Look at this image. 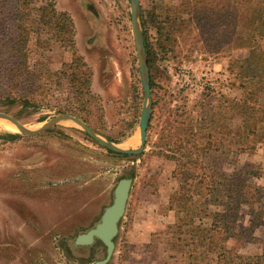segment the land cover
<instances>
[{
    "label": "rangeland",
    "instance_id": "1",
    "mask_svg": "<svg viewBox=\"0 0 264 264\" xmlns=\"http://www.w3.org/2000/svg\"><path fill=\"white\" fill-rule=\"evenodd\" d=\"M182 1L140 0L141 24L150 49L148 61L151 59L152 63L154 102L142 153L111 152L70 119L34 135L17 126H0V264H96L106 256V244L101 239L92 244H75L77 236L96 225L112 203L120 179L132 174L115 252L105 264L213 262L212 255L204 253L195 236L174 227L177 216L169 200L179 186L174 176L176 161L159 152V143L171 111L174 110L171 117L188 121L200 116L205 102L213 100L217 105L226 96L241 94L235 60L246 56L249 50L229 45L218 47L214 41L197 37V28L190 36L187 31L183 35L177 33L178 40L169 44L159 33L156 18L163 19L168 7ZM57 8L73 17L76 49L92 70L91 89L95 97L84 111L87 122L116 143L135 138V144L126 146L138 147L145 94L131 1L57 0ZM43 34L46 37L49 32ZM35 39L34 34L31 58L39 61L44 72L60 69L64 62L71 61L73 51L69 43L52 42L50 49L41 48L44 52L39 54ZM42 82L47 87L38 96H46L45 104L5 101L0 110L31 129L39 128L59 112H69L65 110L66 99L75 98L73 89L68 87L69 79L45 73ZM261 102L264 105V92ZM226 110L227 122L234 125L231 111ZM1 122L11 123L0 117ZM235 148L226 143L222 153H215L220 154L216 157L221 170L243 172L250 166L251 181L264 187V145L258 143L254 149L241 153ZM203 222L209 223L211 219L204 218ZM238 225H251L255 236V240L240 244V251H261L264 189L253 211L243 205ZM236 243L233 237L228 240L230 246Z\"/></svg>",
    "mask_w": 264,
    "mask_h": 264
},
{
    "label": "trees",
    "instance_id": "2",
    "mask_svg": "<svg viewBox=\"0 0 264 264\" xmlns=\"http://www.w3.org/2000/svg\"><path fill=\"white\" fill-rule=\"evenodd\" d=\"M156 22L160 35L169 44L178 40L177 33L183 35L187 31L190 36L197 28V37L214 41L218 47L249 50L246 56L235 60L241 94L226 96L217 105L213 100L205 102L200 116L188 121L171 117L174 110L171 111L159 152L176 161L174 176L179 186L169 200L177 216L174 227L195 236L204 253L212 255L213 262L209 264H264V245L259 252L240 251L239 245L255 240V236L251 225H238L243 205L253 211L264 187L251 181L250 166L243 172H223L216 157L220 154L215 155L223 152L226 143L233 144L238 153L252 150L258 143L264 145V0H183L168 7L165 17L156 18ZM44 31L49 32L48 36H44ZM34 34L36 53L42 54L41 48L50 49L52 42H67L73 51L71 61L57 70H41L39 61L31 58ZM146 46L149 53V43ZM148 63L152 67L151 59ZM45 73L69 79L68 87L73 89L75 98L66 99L65 110L87 121L84 111L95 97L92 70L76 49V27L71 14L59 10L57 0H0V104L18 100L45 104L46 96H38L47 87L42 82ZM226 109L231 111L234 125L227 122ZM204 218L211 222L204 223ZM232 237L236 246L228 244Z\"/></svg>",
    "mask_w": 264,
    "mask_h": 264
},
{
    "label": "water",
    "instance_id": "3",
    "mask_svg": "<svg viewBox=\"0 0 264 264\" xmlns=\"http://www.w3.org/2000/svg\"><path fill=\"white\" fill-rule=\"evenodd\" d=\"M132 9V27L135 38L139 64L142 75L143 90L145 94V104L141 114L140 120V145L138 147L121 146L110 139L107 135L103 134L98 129L91 126L82 117L70 112H59L53 117L46 120L39 128L31 129L26 124L15 118L13 115L1 111L0 117L4 118L14 125H16L22 132L28 135H34L48 127L55 125L63 120H73L81 125L93 138L103 144L110 150L124 154H139L146 148L148 138V128L151 122L152 109H153V96L151 87V71L148 63V52L145 43L144 31L141 24V3L140 0H130ZM133 183L131 175L125 176L120 179L114 190V199L109 204L101 215L100 220L95 226L77 236L75 244H92L96 239H101L107 246L106 256L98 260L96 264H105L108 262L116 248V237L120 229V221L124 216L130 191Z\"/></svg>",
    "mask_w": 264,
    "mask_h": 264
},
{
    "label": "bare ground",
    "instance_id": "4",
    "mask_svg": "<svg viewBox=\"0 0 264 264\" xmlns=\"http://www.w3.org/2000/svg\"><path fill=\"white\" fill-rule=\"evenodd\" d=\"M3 124L4 127L8 129H13V127H16V125L9 123V122H1L0 126ZM137 140L135 138H132L131 140L127 141L126 143H120L121 146H126V144H135Z\"/></svg>",
    "mask_w": 264,
    "mask_h": 264
}]
</instances>
